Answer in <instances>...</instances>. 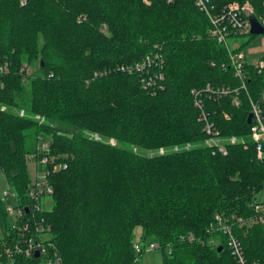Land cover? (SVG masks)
Here are the masks:
<instances>
[{"label":"trees","instance_id":"1","mask_svg":"<svg viewBox=\"0 0 264 264\" xmlns=\"http://www.w3.org/2000/svg\"><path fill=\"white\" fill-rule=\"evenodd\" d=\"M249 1L263 16L264 0ZM209 28L194 0H0V166L15 207L28 215L38 202L28 195L27 160L40 138L50 151L38 154L64 165L47 175L51 206L35 210L47 252L26 255L7 226L0 263L137 264L139 226L138 242L156 240L162 264H236L218 215L246 260L264 264V222H243L264 189L246 122L250 101L264 118V80L245 61L238 106L204 100L207 84L240 86ZM154 53L155 81L145 87L146 71L126 67ZM195 99L219 135L241 138L225 142V153L205 143Z\"/></svg>","mask_w":264,"mask_h":264},{"label":"built area","instance_id":"2","mask_svg":"<svg viewBox=\"0 0 264 264\" xmlns=\"http://www.w3.org/2000/svg\"><path fill=\"white\" fill-rule=\"evenodd\" d=\"M194 3L196 7L206 15L210 23V30H208L209 36L216 39L218 42L224 44L225 48L227 49L229 55V64L232 66L234 75L240 80V87L245 89V78L247 75L246 71L244 70L245 60L243 59V54L240 50L235 51L234 49L236 47H231L229 39L233 41L232 44L235 43V45H238V43L236 44L237 41L235 40L237 39V37L250 34V23L248 17L249 15L255 16V9L251 4L252 2H250L249 0H194ZM256 18L264 26V14L263 16L258 15L256 16ZM159 59L160 57L158 53L149 55L147 54L140 61L135 62L132 66L126 67V69L128 71L138 70L140 73H144L143 71L145 70L146 72L142 76L141 81L145 87L150 86L155 81V78L152 79L151 77H147L149 76L147 75V73L148 71H150L149 66L153 62H158ZM254 66L256 67L257 72L262 74L264 80V58L260 59L256 64H254ZM121 69L124 70L123 67H121ZM0 70L3 71L2 66H0ZM158 78H162L161 73H158ZM204 90L208 96L210 95V93L219 92L220 94L226 95L230 94L233 91L225 86L216 88L211 85L209 86V84L205 86ZM262 97H264V93L262 94ZM233 101H235V104L239 103L238 98L234 99ZM194 103L198 108V120L202 123L203 130H205V134L207 136L214 137V139H212V143L213 145H216L215 148L221 153H225L226 150L224 143L227 141L224 139H220L218 141L216 139L219 134L218 131L214 129L210 117H208L209 114L204 105V101L200 99H195ZM250 103V106L252 107L250 111L252 113V124L250 125V134L251 138L256 143L257 156L261 159L264 155V118H262L261 109L259 105L257 103H254L253 101H250ZM1 108L5 109L4 106H2ZM20 114L21 116L24 115V111L21 109L19 111V115ZM38 116L37 120L39 122L44 120L42 116ZM92 137L97 140H99L100 138L96 133H93ZM207 139L205 140V143L208 145L211 142ZM229 140L233 143L235 142L236 138L235 136H232ZM110 142L113 144L112 139H110ZM186 145L189 146L190 144ZM173 149H177V147H174ZM37 150L38 151L36 154L31 155L29 157L35 162V165L37 167V176L36 180L31 183L32 186L28 191V195L30 197L38 200V202L33 203L30 208L28 207L30 210L28 211V214L33 218V221L29 220L28 224H33L36 232L43 231L44 228L43 225L37 223V221L34 219L35 210L41 209V200L43 199V197H47L52 193V187L47 178L49 169L54 170L61 167L62 165L60 162L54 163L52 158H50L49 154H38V152L49 151L47 140L40 138L38 141ZM160 152H163L162 148L160 149ZM48 165L50 166V168H47ZM253 208L257 213L255 217H257L260 222H264V203L255 201L253 202ZM7 210L8 212H14L16 216L22 214L21 207H8ZM215 217V223L217 225L216 230L221 231L220 233L225 235L228 250L230 251L232 257L235 259L236 264H259L260 262L257 261L249 262L246 260L241 249L242 247L240 245V242L231 231L230 226L224 224L218 215H216ZM251 219H246L243 222L255 220V218L253 220ZM28 224H26L25 227L29 226ZM188 239H192L191 234L188 235ZM46 247L47 246L45 241H41L40 239L36 238H31V240H29L28 243L25 244L23 249H20H22V251L26 255H29L30 253L34 254L36 250L39 251V255H45V253L47 252ZM154 248H158V243L156 240L146 242L143 245L140 244L138 241L133 244V249L136 253L151 251ZM55 261L59 262V258L57 257ZM49 263L50 262H48L47 264Z\"/></svg>","mask_w":264,"mask_h":264},{"label":"rangeland","instance_id":"3","mask_svg":"<svg viewBox=\"0 0 264 264\" xmlns=\"http://www.w3.org/2000/svg\"><path fill=\"white\" fill-rule=\"evenodd\" d=\"M236 41L238 42V44H240L241 42L244 43L242 45V48H241V53L243 54V59L246 62L251 63V64H256L260 59L264 58V33L256 34V35L254 34L252 37L250 36V34L242 35V36L237 37ZM229 42L231 43V47H233V48L237 47V45H235V43L232 44L233 41H231V39H229ZM237 42H236V44H237ZM216 88H219V86ZM263 93H264V90H263ZM212 96L216 99V101L223 99V102L225 101L229 105L231 104L234 106H238L239 103L235 104V101H233V100L238 98V101L240 102L241 96H242V91H241V88L239 86V88L235 87L230 94H226V95L220 94L219 92L210 93L209 96L208 95L205 96L204 100L209 101V99H211V98L213 99ZM4 108H5V106H4ZM251 108L252 107L250 106V109ZM38 115L41 116L40 114L36 113V114L32 115V117L37 120ZM224 116H226V110L224 112ZM251 124H252V118H251V123L249 125H251ZM249 132H250V129H249ZM249 135L251 137L250 133H249ZM232 136H235V135H230V136L219 135L218 137H216V139L218 141L220 139H224L227 141L226 143H232L229 140ZM235 138H237L236 139L237 141H239L241 139V138H238L237 136H235ZM206 139L211 142L208 145L213 147V150H214L215 146H216V145H213V143H212V141H213L212 139H214V137L206 136L205 140ZM186 144L189 145L190 143H186ZM186 144L184 145L185 149H189L190 147H192L191 146L192 144L189 145L190 147L187 146ZM211 147H210V149H211ZM225 150H226V148H225ZM49 151H50V149H49ZM218 152H220V151H218ZM56 153H58V152H56ZM49 156H50V158H52L53 162L55 163L56 162V160L54 159L55 154H49ZM27 173H28L29 180L31 181L30 183H33L36 180L37 167L35 165V162L30 158H28V160H27ZM0 200H1V202H0V238L3 237L6 227L9 226V227H11L12 232H14L13 237H15V238L18 237L21 241H23L24 244L28 243V241L31 240V238L40 239L41 241L48 239L49 235H48L46 230L36 232L33 224L32 225L28 224L29 220L33 221L32 216H30L29 214H28L29 215L28 216L27 214H25L23 212L21 215L16 216L14 212H8V210H7L8 207L16 208L15 206L17 205V201L15 199V195L13 194V191L11 190V187L9 186V184L6 180L5 172L1 166H0ZM255 200H256V202L264 203V189L263 188L261 189V191H259L256 194ZM41 203H42V207H45V208L50 207L51 206L50 197L49 196L43 197V199L41 200ZM13 211H14V209H13ZM254 217L255 216L253 215L248 219H251V218L254 219ZM34 219H35V217H34ZM253 219H251V220H253ZM253 222H255V220L245 222V223L251 224ZM26 224H28L29 226L25 227ZM139 231H140L139 226L134 228L135 241H139L138 240ZM149 241H155V240L152 238H148L147 241H145V242H149ZM0 264H2V263H0ZM137 264H162L161 263V249L154 248L151 251L143 252V255L141 256V258L139 259Z\"/></svg>","mask_w":264,"mask_h":264},{"label":"water","instance_id":"4","mask_svg":"<svg viewBox=\"0 0 264 264\" xmlns=\"http://www.w3.org/2000/svg\"><path fill=\"white\" fill-rule=\"evenodd\" d=\"M248 19H249V23H250V31L249 32L251 35L264 33V26L258 21V19L254 15H249ZM247 117L248 118L246 119V122H247V124H250L251 118H252V113L250 112L247 115ZM262 161H264V155L262 156ZM25 210H27V208H25ZM38 255H39V251L36 250L34 253V256L37 257Z\"/></svg>","mask_w":264,"mask_h":264}]
</instances>
